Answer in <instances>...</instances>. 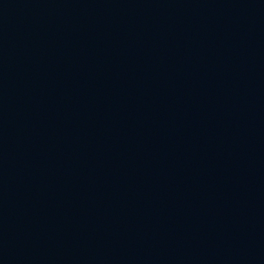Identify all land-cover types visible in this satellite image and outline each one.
Segmentation results:
<instances>
[{
	"label": "water",
	"instance_id": "1",
	"mask_svg": "<svg viewBox=\"0 0 264 264\" xmlns=\"http://www.w3.org/2000/svg\"><path fill=\"white\" fill-rule=\"evenodd\" d=\"M0 264H264V0H0Z\"/></svg>",
	"mask_w": 264,
	"mask_h": 264
}]
</instances>
